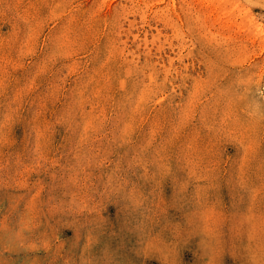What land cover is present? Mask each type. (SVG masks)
Segmentation results:
<instances>
[{"label": "rangeland", "instance_id": "374dc122", "mask_svg": "<svg viewBox=\"0 0 264 264\" xmlns=\"http://www.w3.org/2000/svg\"><path fill=\"white\" fill-rule=\"evenodd\" d=\"M0 264H264V0H0Z\"/></svg>", "mask_w": 264, "mask_h": 264}]
</instances>
